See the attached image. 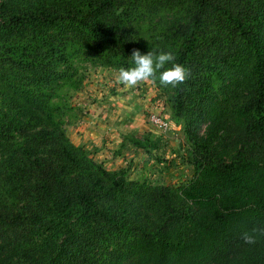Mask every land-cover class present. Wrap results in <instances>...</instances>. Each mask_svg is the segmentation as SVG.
<instances>
[{
    "label": "trees",
    "instance_id": "16d2710c",
    "mask_svg": "<svg viewBox=\"0 0 264 264\" xmlns=\"http://www.w3.org/2000/svg\"><path fill=\"white\" fill-rule=\"evenodd\" d=\"M133 49L190 70L176 87L149 80L186 143L178 184L106 169L66 135L84 70L119 73ZM253 228L264 0H0V264H264V234L241 238Z\"/></svg>",
    "mask_w": 264,
    "mask_h": 264
},
{
    "label": "rangeland",
    "instance_id": "374dc122",
    "mask_svg": "<svg viewBox=\"0 0 264 264\" xmlns=\"http://www.w3.org/2000/svg\"><path fill=\"white\" fill-rule=\"evenodd\" d=\"M101 69L89 67L84 70L81 88L71 99L70 102L73 106L68 117H66L65 131L68 139L72 142V139L75 141L76 137H81L83 132L79 128L77 130V127L82 125L81 128H83L87 125H84L85 121L82 117H78L74 113L76 107H83V110H86L85 107H87L84 117H89V125L93 124L91 129L96 130L98 128V131L103 129L101 131L106 138L100 137L101 140L99 138L98 144L88 148L85 145H80L93 160L100 162L109 170L125 169L130 178L142 174L153 182L171 185L178 184L188 178L191 174V168L184 161L186 143L179 125L170 119L169 110L164 104L163 98L159 97L157 91L154 90L148 96L146 108L142 106L144 103H141L140 98L137 103L125 104L126 99L123 98V92L120 96V93L117 94L116 92L117 88L115 90L114 87L117 85V78L115 77L118 76V72L113 70V75V73L103 72ZM135 87L141 89V87ZM79 92L86 96L85 99H82L83 96L81 95L78 96ZM96 95L98 98H95ZM133 99L129 100L133 102ZM94 103L99 110L97 115L90 114V109H95ZM126 106H130L131 109L126 108ZM82 109H80L81 115L84 114L81 112ZM150 112H158L165 116L169 127L165 131H160L151 125L147 120ZM75 125L77 126L73 127ZM135 134H145L147 140L155 143L147 146L149 153L143 152L141 148L133 147L124 138ZM150 144L152 143L150 142Z\"/></svg>",
    "mask_w": 264,
    "mask_h": 264
},
{
    "label": "clouds",
    "instance_id": "9594fccd",
    "mask_svg": "<svg viewBox=\"0 0 264 264\" xmlns=\"http://www.w3.org/2000/svg\"><path fill=\"white\" fill-rule=\"evenodd\" d=\"M131 59L134 66L120 68L117 76V82L128 88L157 78L163 86L176 87L189 78L190 70L175 63V56L171 51L152 49L142 54L139 49H133ZM258 234H264V228H253L250 232L243 233L241 238L245 244L251 245L257 242Z\"/></svg>",
    "mask_w": 264,
    "mask_h": 264
},
{
    "label": "crops",
    "instance_id": "0c3cea01",
    "mask_svg": "<svg viewBox=\"0 0 264 264\" xmlns=\"http://www.w3.org/2000/svg\"><path fill=\"white\" fill-rule=\"evenodd\" d=\"M101 70H103V72L105 71V72H111V73H113V75H114V72H113V70L112 69H101ZM116 72V71H115ZM115 74H117V73H115ZM115 78H117V77H115ZM142 84V85H141ZM141 85V86H140ZM138 87H141V89H137L136 87L135 88H132V89H130V88H128V87H125L124 85H122L121 86V84L120 83H118L117 82V85L116 86H114L115 87V90H116V88H117V90H116V92H117V94H119L120 93V96L122 95L121 94V92H123V98H125L126 99V103L125 104H129V103H137L138 102V100H139V98H140V101H141V103H144V104H142V106H145L144 108H146L147 107V103H148V96H150L151 95V92L152 91H154L155 89H154V87H153V85L151 84V82L148 80V81H146V82H141L139 85H137ZM79 95H81V96H83V98L82 99H85V95H82L80 92H79V94H78V96ZM144 97H146V98H144ZM95 98H98V95H96L95 96ZM132 98H134L133 100V102H131V100H129V99H132ZM96 103H98V104H102L101 102H96ZM96 103H94V106H95V104ZM77 106V105H76ZM83 107H79V108H77L76 107V110H75V113L74 114H77L78 115V117H82L83 119H84V125L86 124L87 126H85V127H83V128H81V126H78L77 127V130H81L83 133H82V135H81V137H76V139H75V141L72 139V143H74L75 145H85L87 148L88 147H90L91 145H96V144H98V142H99V138L100 137H103L104 139H106L104 136H103V134H102V131L101 130H103V129H100L99 131H98V128H96V130H92L91 128H92V126H93V124L92 125H89V117H87V116H85L84 117V115H86V110L88 109L87 107H85V109L86 110H83L82 109ZM95 109L94 110H92V109H90V114L91 113H94V114H96L97 115V113L99 112V110H98V108H96V106L94 107ZM126 108H129V109H131L130 108V106L128 107V106H126ZM80 109H82L81 110V112H83L84 114L83 115H81L82 113H80ZM81 115V116H80ZM103 115H105V114H103ZM97 118H98V116H96ZM97 121V120H96ZM97 123V122H96ZM98 124V123H97ZM77 125H75V126H73V127H76ZM91 126V127H90ZM97 127V126H96ZM79 128V129H78ZM100 140H101V138H100ZM100 146V145H99Z\"/></svg>",
    "mask_w": 264,
    "mask_h": 264
},
{
    "label": "built area",
    "instance_id": "2783aa9c",
    "mask_svg": "<svg viewBox=\"0 0 264 264\" xmlns=\"http://www.w3.org/2000/svg\"><path fill=\"white\" fill-rule=\"evenodd\" d=\"M148 122L160 131H165L169 127L167 119L158 112H150L147 116Z\"/></svg>",
    "mask_w": 264,
    "mask_h": 264
}]
</instances>
